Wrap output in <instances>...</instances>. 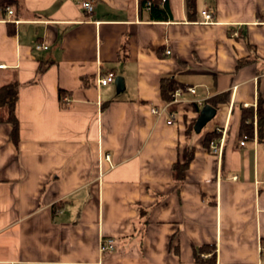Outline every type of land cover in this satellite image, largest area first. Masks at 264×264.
<instances>
[{"label": "crops", "instance_id": "crops-1", "mask_svg": "<svg viewBox=\"0 0 264 264\" xmlns=\"http://www.w3.org/2000/svg\"><path fill=\"white\" fill-rule=\"evenodd\" d=\"M81 1L0 10L17 119L15 140L0 123V264H204L201 246L213 264H264V122L238 145L241 109L264 102V0H194L192 14L185 0H87L89 13ZM162 77L181 86L177 103L160 99Z\"/></svg>", "mask_w": 264, "mask_h": 264}, {"label": "trees", "instance_id": "trees-1", "mask_svg": "<svg viewBox=\"0 0 264 264\" xmlns=\"http://www.w3.org/2000/svg\"><path fill=\"white\" fill-rule=\"evenodd\" d=\"M15 0H0V10L4 9L6 6L14 4ZM152 8V4L149 9ZM185 9L187 13H193L194 9V0H185ZM177 87H181L175 80L171 77H162L159 79L158 83V91L160 99L163 102L170 101V94ZM60 94V91H59ZM221 99V96L219 100ZM218 98L210 100V104L214 106ZM15 102H16V87L14 83H7L0 86V123H6L10 126V137L12 140H15L17 136V119L15 115ZM255 118V131L257 133L258 139L261 136L262 124L264 122V102L257 98L254 107H245L241 109L240 118H239V126H238V134L239 137L250 138L252 134V116ZM208 138L206 139V142ZM190 155L187 159H189ZM186 167V162L179 164L177 162L173 163L170 167L171 174L173 179L179 180L182 178L183 171ZM202 251H208L209 257L206 259H200L198 257V253ZM193 250L194 260L203 262L204 264H213L214 263V254L213 248L208 246H201L198 249Z\"/></svg>", "mask_w": 264, "mask_h": 264}, {"label": "built area", "instance_id": "built-area-1", "mask_svg": "<svg viewBox=\"0 0 264 264\" xmlns=\"http://www.w3.org/2000/svg\"><path fill=\"white\" fill-rule=\"evenodd\" d=\"M163 1V0H161ZM151 5V0H144V8L147 10L149 9ZM79 8L84 12V13H89L91 12L92 9V5L90 1L87 0H83L79 3ZM5 12L7 14L11 13V10L9 8H5L4 9ZM201 21L202 23L206 24V23H211V13L207 10H202L201 11ZM33 48L35 50H43L46 47L42 44H35L33 46ZM169 51L166 50L165 53L167 54ZM114 75L111 71H107L102 75L96 76L94 79V83L96 86H104L107 85L109 83H111V81L113 80ZM186 91L189 93H193V90L191 87L186 88ZM181 95V91L180 89H175L172 91V93L170 94V101L166 102L168 105L173 104V103H177L179 101V97ZM61 104L65 105L68 103V99L65 96H62L60 98ZM197 103H199V101H197ZM166 104H163L160 108H150V112L154 115H160V114H166ZM168 121L171 122L172 121V115H169L168 117ZM254 122H255V118L254 115L252 116V125L254 126ZM245 137H242L241 140L238 142L239 146L243 145V141H244ZM222 143H223V132L221 133V136L219 137L218 141H209L208 142V149L209 152L213 155H217L219 156L222 150ZM102 159L107 160L108 159V155L107 153H103L102 154ZM112 249V239H105L104 240V244L100 245V250H106V251H110ZM262 252H264V247L261 249Z\"/></svg>", "mask_w": 264, "mask_h": 264}, {"label": "water", "instance_id": "water-1", "mask_svg": "<svg viewBox=\"0 0 264 264\" xmlns=\"http://www.w3.org/2000/svg\"><path fill=\"white\" fill-rule=\"evenodd\" d=\"M215 113V109L210 105H203L194 121L193 129L198 131L208 120H210Z\"/></svg>", "mask_w": 264, "mask_h": 264}]
</instances>
